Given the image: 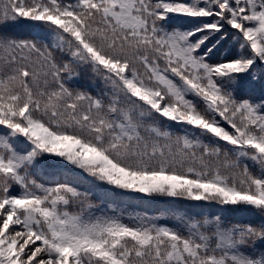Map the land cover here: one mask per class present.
Listing matches in <instances>:
<instances>
[{
	"label": "snow or ice",
	"instance_id": "snow-or-ice-1",
	"mask_svg": "<svg viewBox=\"0 0 264 264\" xmlns=\"http://www.w3.org/2000/svg\"><path fill=\"white\" fill-rule=\"evenodd\" d=\"M256 84L264 0H0V264H264Z\"/></svg>",
	"mask_w": 264,
	"mask_h": 264
},
{
	"label": "trees",
	"instance_id": "trees-1",
	"mask_svg": "<svg viewBox=\"0 0 264 264\" xmlns=\"http://www.w3.org/2000/svg\"><path fill=\"white\" fill-rule=\"evenodd\" d=\"M87 77L82 79L81 83H88ZM254 90L256 94H260L261 91H264V85L262 84H257L254 85ZM93 200L95 201L96 198L93 197ZM118 201V203H117ZM108 203H115L118 208H123L127 207L128 211H145V210H151L153 213L155 212L156 209H158L164 201H157L153 202L152 204H145L142 202H128L125 204L122 200L116 199V200H109L107 201ZM182 206H186V202H180ZM194 203H199L202 205V208H194L193 211H205L207 213H215V206L213 205H208L204 202H194ZM243 214H229L228 218L233 219V220H241L242 221ZM243 222V221H242Z\"/></svg>",
	"mask_w": 264,
	"mask_h": 264
},
{
	"label": "rangeland",
	"instance_id": "rangeland-1",
	"mask_svg": "<svg viewBox=\"0 0 264 264\" xmlns=\"http://www.w3.org/2000/svg\"><path fill=\"white\" fill-rule=\"evenodd\" d=\"M257 85V84H256ZM117 203H118V201H117Z\"/></svg>",
	"mask_w": 264,
	"mask_h": 264
}]
</instances>
